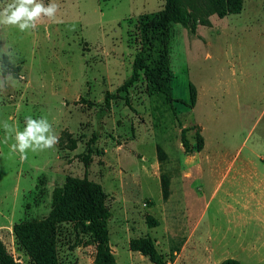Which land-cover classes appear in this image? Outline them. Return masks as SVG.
<instances>
[{"label": "rangeland", "instance_id": "374dc122", "mask_svg": "<svg viewBox=\"0 0 264 264\" xmlns=\"http://www.w3.org/2000/svg\"><path fill=\"white\" fill-rule=\"evenodd\" d=\"M8 2L0 0V6ZM56 2L62 22L45 18L28 32L0 25V47L15 53L9 64L15 85L0 92V237L15 264L35 263L17 243L12 225L45 218L55 189L67 177L84 174L101 186L111 212L106 228L115 264H153L139 253L129 261L128 240L142 236L152 239L166 264H215L204 259L226 257L264 264V247L237 238L230 223L240 162L249 161L246 170L264 175V0H242L239 13L211 14L210 25L193 32L171 24V101L151 92L140 72L107 107L104 94L115 92L129 75L140 46L139 17L159 11L163 0ZM155 56L152 51L150 59ZM28 115L46 116L60 141L22 160L10 148L14 133L4 142L2 125L7 121L23 130ZM181 128L190 152L180 144ZM157 146L165 154L161 161ZM161 175L168 179L165 199ZM169 209L177 231L170 230ZM146 215L157 224L148 227ZM187 235L191 243L182 246ZM77 247H85L80 262L72 255ZM93 255L94 243L80 226L56 224L58 264H93Z\"/></svg>", "mask_w": 264, "mask_h": 264}, {"label": "trees", "instance_id": "16d2710c", "mask_svg": "<svg viewBox=\"0 0 264 264\" xmlns=\"http://www.w3.org/2000/svg\"><path fill=\"white\" fill-rule=\"evenodd\" d=\"M242 0H204L189 7L182 5L181 0H163L162 8L150 14H143L138 19L140 46L135 52L129 75L116 88L115 92H106L103 105L107 107L109 100L119 91H126L139 77L140 72L151 92L159 93L166 102L171 101L168 66L167 40L169 27L178 23L193 32L197 25L209 26L208 16L215 14L222 18L228 14L239 13ZM153 40L158 44H154ZM152 51L156 56L150 59ZM150 59V60H149ZM190 103L194 102V86L189 84ZM186 128L180 130V144L184 152H190L185 137ZM201 148V139L195 149ZM90 151V150H88ZM156 157L163 160L165 154L156 147ZM84 166L87 161L84 159ZM162 199L168 195V179L160 176ZM111 212L104 204V193L101 186L91 181L84 174L82 177H67L61 187L53 194L52 207L49 214L38 221L19 222L12 225V233L19 245L26 251L35 264H58L56 258V224L63 221L75 222L88 233L94 243L93 264H115L114 256L108 244L106 221ZM148 227L157 224V220L145 216ZM128 249L146 256L153 264H166L163 255L158 252L152 239L147 236L130 238ZM0 264H15L12 257L0 240ZM219 264H241L238 260L227 257Z\"/></svg>", "mask_w": 264, "mask_h": 264}, {"label": "clouds", "instance_id": "9594fccd", "mask_svg": "<svg viewBox=\"0 0 264 264\" xmlns=\"http://www.w3.org/2000/svg\"><path fill=\"white\" fill-rule=\"evenodd\" d=\"M60 5L56 0H9L0 6V25L13 26L21 32L35 30L38 24L45 18L56 23L62 22L57 16ZM6 60V62H5ZM15 53L9 46L0 47V92H6L9 87L15 85V76L9 70V64H13ZM5 130V140L13 138L10 145L11 151L18 152L22 160L28 159V153L44 151L54 148L60 141L46 116L34 118L31 115L25 117V126L20 130L18 125L9 124L7 121L2 125Z\"/></svg>", "mask_w": 264, "mask_h": 264}, {"label": "crops", "instance_id": "0c3cea01", "mask_svg": "<svg viewBox=\"0 0 264 264\" xmlns=\"http://www.w3.org/2000/svg\"><path fill=\"white\" fill-rule=\"evenodd\" d=\"M239 165L240 168L238 172V182L237 189L238 192L234 195L233 204L235 206L230 207L233 212V219H231L230 223L231 227L235 232L237 238H247L246 243H250L253 246H261L264 247V175L260 174L256 169H245L250 167L249 161H242ZM254 167V166H253ZM170 194L168 196L167 209L169 208ZM166 205V204H165ZM237 206V207H236ZM166 209V208H165ZM166 209V210H167ZM171 209V208H170ZM170 209H169V227L171 231H177L178 229V221L173 220L170 217ZM168 216V211H167ZM180 222V221H179ZM189 224V223H187ZM195 223H192V225ZM195 229V228H194ZM193 229V230H194ZM182 235V234H181ZM2 241V237H0ZM192 236L187 235L182 243V246H188L191 243ZM239 243V241H235ZM110 247V245H109ZM83 249L77 247L76 250L72 252V255H79V262L81 261L83 253ZM136 251H131L128 249V255L130 257L129 261H133L134 254H137ZM75 255L73 256L75 259ZM138 257L142 256L140 254ZM227 258V257H226ZM224 258L218 259H204L206 262L215 261V264H219V262ZM139 260V258H138ZM237 260V259H236ZM240 262V261H239ZM241 263V262H240Z\"/></svg>", "mask_w": 264, "mask_h": 264}]
</instances>
